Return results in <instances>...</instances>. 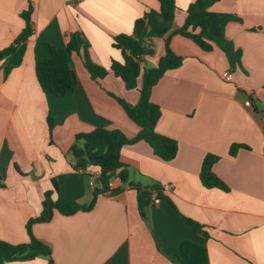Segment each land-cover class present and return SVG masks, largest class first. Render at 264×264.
Returning <instances> with one entry per match:
<instances>
[{
	"label": "crops",
	"instance_id": "crops-1",
	"mask_svg": "<svg viewBox=\"0 0 264 264\" xmlns=\"http://www.w3.org/2000/svg\"><path fill=\"white\" fill-rule=\"evenodd\" d=\"M30 1L33 35L24 62L8 75L0 63V241L11 244L29 242L27 224L40 215L46 192L54 200L92 201L101 172L97 166L87 173L74 168L77 134L96 128L121 130L130 139L139 134L140 126L117 98L135 105L140 92L127 89L111 69L114 61L124 62L113 43L118 35H132L146 12L160 9L159 0H0V50L25 27L21 14ZM195 1L176 0L173 29L184 25ZM211 10L240 19L227 25L225 37L241 50V65L232 68L215 43L206 51L172 35L170 47L183 64L160 79L151 100L162 111L157 131L178 141L176 158L162 160L145 141L124 146L130 179L150 192L145 215L137 190L113 178L92 210L70 216L55 211L50 222L32 226L34 236L51 247L53 264H174L158 250L156 235L176 254L186 240L206 246L210 264H264V0H219ZM77 31L87 38L91 59L109 73L93 79L75 54V92L44 93L36 60L49 56L50 44L66 46ZM144 46L151 50L143 57L147 68L166 55L164 38L146 39ZM227 71L233 73L230 81L224 79ZM248 100L252 106H246ZM233 144L248 149L231 157ZM207 154L221 157L213 170L229 192L202 184ZM91 177L97 179L94 187ZM155 184L163 187L159 204L157 190L150 188ZM186 218L203 225L204 233ZM6 264H50V259Z\"/></svg>",
	"mask_w": 264,
	"mask_h": 264
},
{
	"label": "trees",
	"instance_id": "trees-1",
	"mask_svg": "<svg viewBox=\"0 0 264 264\" xmlns=\"http://www.w3.org/2000/svg\"><path fill=\"white\" fill-rule=\"evenodd\" d=\"M219 0H197L187 10V18L182 27L173 29L176 15V0H159L160 9L150 10L139 18L134 25L132 35L121 34L114 38V47L121 49L124 54V62L114 61L111 69L117 77H120L127 89H138L140 100L132 105L123 99L117 98L126 110L128 116L141 130L135 138H128L121 130H107L96 128L88 133L76 135L71 147L75 157L74 168L87 173L91 166L100 168L98 187L95 188L94 197L89 204H76L64 198L54 200L52 192H46L42 204V211L36 218L27 224L30 237L28 243L11 244L0 241V264L12 261H30L40 256H46L53 264L49 245L37 239L32 226L35 223L50 222L55 211L70 216L78 212L90 211L94 208L98 195L110 190L113 178H119L124 184L138 192L139 208L144 216V209L151 201V197L144 198L141 195L143 187L130 179L128 166L122 161L121 150L126 145L137 141H145L152 148L154 154L166 162L174 160L179 151L178 141L164 136L157 131V125L162 116L161 108L152 102L151 93L160 79L171 70L179 68L183 64V58L176 55L170 47L172 35H182L193 40L202 49L209 51L212 43L217 44L225 53L232 68L241 65L242 52L236 49L234 44L225 37L227 25L232 21H240L238 17L228 13H217L211 10L213 4ZM34 6L30 1L28 10L21 14L26 25L14 42L7 48L0 50V63L8 75L14 68L24 62L26 47L33 35L32 12ZM150 38H164L166 41V55L152 68L143 65V57L151 54L144 46V41ZM81 57L84 67L93 79L104 78L108 69L95 63L90 57V44L82 32H74L66 46L58 47L49 45V56L37 59L35 70L42 91L57 97H65L75 92L78 87V77L71 67L73 56ZM142 79V86H138ZM50 127L53 122L50 120ZM240 149H248L244 144H233L229 155L235 157ZM221 159L219 155L207 154L203 160L200 172V180L207 189L218 188L229 192L230 187L216 175L214 165ZM156 189L158 196L163 197V187L155 184L150 187ZM197 233H204V226L191 219H185ZM157 248L174 264H210L208 249L206 246L186 240L181 244L180 254L169 251L158 236H155Z\"/></svg>",
	"mask_w": 264,
	"mask_h": 264
},
{
	"label": "built area",
	"instance_id": "built-area-1",
	"mask_svg": "<svg viewBox=\"0 0 264 264\" xmlns=\"http://www.w3.org/2000/svg\"><path fill=\"white\" fill-rule=\"evenodd\" d=\"M232 77H233V73L231 71H227V72L224 73V79L225 80L230 81L232 79ZM246 106H252L251 100H248L246 102ZM96 181H97L96 178L91 177L90 185L94 187L96 185V183H97ZM110 186H112V183H110ZM160 201H161V197L160 196H156L154 198V204H159Z\"/></svg>",
	"mask_w": 264,
	"mask_h": 264
},
{
	"label": "water",
	"instance_id": "water-1",
	"mask_svg": "<svg viewBox=\"0 0 264 264\" xmlns=\"http://www.w3.org/2000/svg\"><path fill=\"white\" fill-rule=\"evenodd\" d=\"M141 195L144 197V198H148L149 195H150V192L146 189H144L142 192H141Z\"/></svg>",
	"mask_w": 264,
	"mask_h": 264
},
{
	"label": "rangeland",
	"instance_id": "rangeland-1",
	"mask_svg": "<svg viewBox=\"0 0 264 264\" xmlns=\"http://www.w3.org/2000/svg\"><path fill=\"white\" fill-rule=\"evenodd\" d=\"M145 66V65H144ZM146 67V66H145ZM147 68V67H146Z\"/></svg>",
	"mask_w": 264,
	"mask_h": 264
}]
</instances>
